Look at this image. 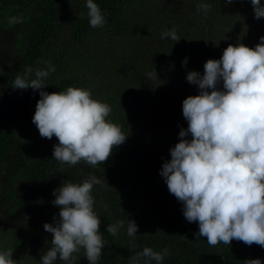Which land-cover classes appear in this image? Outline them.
<instances>
[{"label": "trees", "instance_id": "1", "mask_svg": "<svg viewBox=\"0 0 264 264\" xmlns=\"http://www.w3.org/2000/svg\"><path fill=\"white\" fill-rule=\"evenodd\" d=\"M94 2L106 20L100 28L90 26L86 0H0V251L12 249L18 264H37L51 247L52 234L43 226L53 223L60 210L51 203L53 190L65 180L82 182L95 175L103 181L92 195L106 241L97 264H131L130 258L144 247L167 248L162 264H244L256 258L264 264L261 246L235 239L231 246H209L206 237L197 239L198 223L184 218L181 202L159 174L171 159L169 149L178 142L179 131L188 126L182 102L198 94L187 73L202 75L205 62L219 59L229 44L243 41L254 48L264 36V17L254 18L252 4L244 8L239 0ZM201 3L210 4L211 10L198 11ZM239 7L253 12L244 17L247 24L234 15ZM230 25L236 27L228 30ZM169 29L181 39H162ZM147 42L150 57L143 58L150 70L140 63L135 69L119 63ZM47 62L56 70L43 91L91 89L93 98L111 106L106 119L128 134L105 163H61L53 157L58 139L42 138L32 123L39 91L12 86L16 75L31 67L34 78V71L46 68ZM154 69L157 78H150ZM128 219L138 225L135 238L127 235ZM118 221L124 227L113 236L106 227ZM75 255L73 264H88L83 249ZM55 264L66 262L58 258Z\"/></svg>", "mask_w": 264, "mask_h": 264}, {"label": "clouds", "instance_id": "2", "mask_svg": "<svg viewBox=\"0 0 264 264\" xmlns=\"http://www.w3.org/2000/svg\"><path fill=\"white\" fill-rule=\"evenodd\" d=\"M251 4L254 18L264 17L261 0H251ZM86 8L90 26L103 27L106 20L99 5L86 0ZM197 10L206 13L211 5L201 3ZM161 38L181 39L175 29L165 30ZM186 64L187 58L182 66ZM203 67L202 75L197 71L187 73V82L198 87V94L182 102L188 126L179 131L178 142L169 149L171 159L163 163L159 174L169 193L181 202L184 218L198 223L197 239L206 237L209 246L221 242L231 246L235 239L264 248V36L254 48L241 42L229 44L219 59H208ZM55 70L47 62L46 68L34 71L33 78V69L28 67L23 75H16L12 88L39 91L41 98L32 123L42 138L58 139L54 159L70 166L105 163L128 134L121 125L106 119L111 106L93 98L91 89L43 91L45 80ZM149 77L157 78L155 69ZM101 183L97 176L89 175L82 182L65 180L53 190L55 199L51 203L60 210L53 215V223L43 226L52 234L51 247L37 264H55L58 258L73 264L81 249L88 264H97L106 241L92 192ZM122 227L124 222L118 221L108 224L106 231L116 236ZM137 231L135 220L128 219L127 235L135 238ZM168 255L167 248L154 251L144 247L130 261L162 264ZM0 264H18L12 249L0 251ZM244 264L262 261L246 259Z\"/></svg>", "mask_w": 264, "mask_h": 264}, {"label": "rangeland", "instance_id": "3", "mask_svg": "<svg viewBox=\"0 0 264 264\" xmlns=\"http://www.w3.org/2000/svg\"><path fill=\"white\" fill-rule=\"evenodd\" d=\"M180 3H178L176 5V13H178L179 15L182 14L181 8L179 7ZM239 5L247 8L251 5V2L249 0H239ZM186 11V10H185ZM184 11V13H185ZM234 15L236 16V19L239 21L240 24H247V19H245L244 17L247 15H253V12L251 14L250 11H243L240 7H239V12H234ZM182 18V17H181ZM237 23V21L235 22V24ZM236 26H227L228 30H233ZM241 43L244 44L243 41H241ZM148 48L149 50L151 49L149 46V43L147 42L146 45H141V48L138 49L136 52L132 53L131 51H129L128 53L130 54L128 57H125L123 61H120L119 63L121 65H124V67H134L135 69V64H139L140 63V67L144 68L146 70H150V65L146 62L147 58H143L144 55H146L147 57H150L148 54L145 53V49ZM133 59V60H132ZM138 72H141V70Z\"/></svg>", "mask_w": 264, "mask_h": 264}]
</instances>
